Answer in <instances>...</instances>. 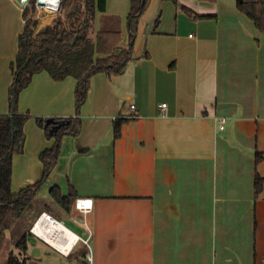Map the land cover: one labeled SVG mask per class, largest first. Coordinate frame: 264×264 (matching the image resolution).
Masks as SVG:
<instances>
[{
    "label": "crops",
    "instance_id": "obj_1",
    "mask_svg": "<svg viewBox=\"0 0 264 264\" xmlns=\"http://www.w3.org/2000/svg\"><path fill=\"white\" fill-rule=\"evenodd\" d=\"M178 2L150 0L124 71L91 77L82 129L64 137L41 188L66 195L72 185L94 207L87 216L74 204L55 210L56 222L35 220L26 250L18 247L27 264H264V36L236 0ZM50 6L42 18L56 11ZM129 11L130 0H107L126 44ZM20 19L23 26L16 0H0V114L9 111ZM102 24L98 13L95 28ZM76 84L36 73L18 110L73 116ZM26 127L21 188L41 178L39 154L54 144L36 119Z\"/></svg>",
    "mask_w": 264,
    "mask_h": 264
},
{
    "label": "trees",
    "instance_id": "obj_2",
    "mask_svg": "<svg viewBox=\"0 0 264 264\" xmlns=\"http://www.w3.org/2000/svg\"><path fill=\"white\" fill-rule=\"evenodd\" d=\"M36 1L31 0L23 9L24 24L19 33L18 49L10 63L9 111L0 114V249L8 233L26 217L25 230L17 242V247L23 251L27 248L28 228L42 212L48 211L60 220L52 204L39 197V190L58 165L64 137L76 136L82 129L80 112L88 96L91 77L100 72L109 76L121 74L132 59L139 24L150 3V0H130L127 17L129 40L126 44L120 19L106 13L107 0H62L58 13L42 26L39 18L33 17ZM167 1L179 4L178 0ZM236 5L264 36V0H236ZM57 8L50 6L49 11ZM98 13L103 24L96 29ZM42 71L54 80L76 79V113L69 117L34 116L45 135L54 139V144L39 154L43 167L41 178L15 192L12 189L14 156L24 150L25 124L32 116L19 112L18 100L33 76ZM49 118H52L51 122H48ZM127 119L122 116L114 120L115 138L120 136L122 123ZM48 193L49 199L67 211L78 197L72 185L66 195L57 185H52ZM7 264H27V257L11 251Z\"/></svg>",
    "mask_w": 264,
    "mask_h": 264
},
{
    "label": "rangeland",
    "instance_id": "obj_3",
    "mask_svg": "<svg viewBox=\"0 0 264 264\" xmlns=\"http://www.w3.org/2000/svg\"><path fill=\"white\" fill-rule=\"evenodd\" d=\"M29 2H31V0ZM58 5H59V3H58ZM58 5H51V7H58ZM36 10H37V12H35L33 14V17L36 16L37 18H39L41 26L46 24V23H48L49 21H51V19L54 17L53 16L52 18L51 17L50 18L49 17L48 18H42V16L40 15V10H38V8H36ZM22 27L23 26H22V22H21V19H20V30L22 29ZM17 43H18V40L14 39V53L16 51ZM4 51L8 52L9 50H2L1 52H4ZM6 52L3 53L5 56L7 55ZM32 118L35 119L34 115H32L27 120V122L25 124V132H26L27 135H28V133L26 131V128H27L26 126L28 124V121L30 119H32ZM25 144H26V142H25ZM20 155H22V156H20ZM25 155H27L26 146H24V150H23L22 153H17L14 156L12 189L16 190V191H18L22 187V186H19L20 183L18 184V182H16V180H18V178H17L18 176H21L20 173H22V170L24 168V162H23L22 158L26 157ZM15 173H16V175H15ZM50 188H51V186H49V187H46V185L43 186V188H41V191L39 193V197L44 198L45 200L50 202L52 204V206L54 207V210L60 212V210H62V209L59 206H57V204L54 203L51 199L48 198V196H49L48 192H49ZM62 213L65 214L64 211H62ZM64 216H66V215H64ZM24 219L26 220L27 217L24 218ZM24 219H22V221L17 225V227L14 230H12V231H10L8 233V236H7L6 240H5L2 248L0 249V264H7L8 255H9V253L11 251H15L16 254H20V257H26V253L25 252H21V250L17 247V242L21 238L23 230H25ZM87 219L88 218L84 219V223L83 224H84V227L87 229L88 234H90L91 228H90L89 220H87Z\"/></svg>",
    "mask_w": 264,
    "mask_h": 264
},
{
    "label": "built area",
    "instance_id": "obj_4",
    "mask_svg": "<svg viewBox=\"0 0 264 264\" xmlns=\"http://www.w3.org/2000/svg\"><path fill=\"white\" fill-rule=\"evenodd\" d=\"M30 0H26V4L24 6H21L22 9H24L27 4L29 3ZM36 8H38V10H40L41 6L37 5V1H36ZM37 12V10H36ZM36 17V16H35ZM166 103H162L161 107L162 109L166 108ZM127 117L129 118H133L135 116H137V112H136V107L134 104H131L130 107H129V112L128 114H126ZM222 122H225V119L222 118ZM221 127H224L223 125ZM75 207L82 213L84 214L85 216H87L88 213H90L94 207V202H93V199L91 197H84V196H79L76 198L75 200ZM51 220V219H55L53 217V215H51L50 213H47V212H43L37 219H36V222H35V225H37L39 222L40 224H42V220ZM57 220V219H55ZM45 226V225H43ZM87 246H88V252L86 254V258L88 260V262L91 263V260H92V252H91V249H90V244H89V239L85 240Z\"/></svg>",
    "mask_w": 264,
    "mask_h": 264
},
{
    "label": "bare ground",
    "instance_id": "obj_5",
    "mask_svg": "<svg viewBox=\"0 0 264 264\" xmlns=\"http://www.w3.org/2000/svg\"><path fill=\"white\" fill-rule=\"evenodd\" d=\"M59 1L60 0H44V4L41 6V7H45V6H50V5H58V3H59ZM46 220V219H45ZM48 221H51V222H56V220L55 219H51V220H48ZM43 225H45V226H43ZM43 228H42V226H40L41 228V230L42 229H44L45 227H46V224H44L43 223ZM48 226V225H47ZM49 235V234H48ZM47 236V235H46ZM58 240L60 241V243L61 244H63L64 245V243L66 242V241H64V240H66L65 238H63V237H59L58 238Z\"/></svg>",
    "mask_w": 264,
    "mask_h": 264
},
{
    "label": "water",
    "instance_id": "obj_6",
    "mask_svg": "<svg viewBox=\"0 0 264 264\" xmlns=\"http://www.w3.org/2000/svg\"><path fill=\"white\" fill-rule=\"evenodd\" d=\"M16 2L20 6H24L26 4V0H16ZM61 2H62V0H60V2H59L57 10L53 14H49V18L50 17L52 18L53 16H55L58 13L60 6H61ZM43 4H44V0H37V5L42 6ZM77 37H78V35H77ZM77 37H76V39H77ZM76 39H75V41H76ZM51 121H52V118H49L48 122H51Z\"/></svg>",
    "mask_w": 264,
    "mask_h": 264
}]
</instances>
